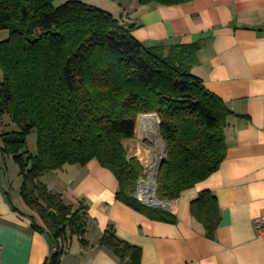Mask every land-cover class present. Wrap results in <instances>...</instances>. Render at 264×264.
<instances>
[{"label": "trees", "instance_id": "16d2710c", "mask_svg": "<svg viewBox=\"0 0 264 264\" xmlns=\"http://www.w3.org/2000/svg\"><path fill=\"white\" fill-rule=\"evenodd\" d=\"M54 1L0 0V32L8 33L0 42V122L14 127L0 133V154L18 165L19 194L44 225L32 227L49 238L45 264H59L74 236L84 246L88 242L86 206L51 193L40 180L43 173L96 160L118 180V201L172 221L166 210L134 197L144 171L137 158H128L124 143L134 138L139 115L156 114L161 122L166 157L156 176L160 201L178 199L218 171L231 115L192 74L194 46L148 47L122 17L77 0L59 7ZM136 1L172 6L191 0ZM33 133L35 155L27 144ZM192 213L213 239L220 223L216 198L201 193ZM100 244L120 254L135 250L111 229Z\"/></svg>", "mask_w": 264, "mask_h": 264}, {"label": "crops", "instance_id": "0c3cea01", "mask_svg": "<svg viewBox=\"0 0 264 264\" xmlns=\"http://www.w3.org/2000/svg\"><path fill=\"white\" fill-rule=\"evenodd\" d=\"M131 1H123L129 6L121 5L118 16L136 26L132 35L140 43L197 48L192 74L231 114L224 128L226 157L216 173L170 201L172 221L118 201V180L96 160L43 173L40 180L51 193L86 206L88 244L74 236L59 264H264V241L255 229V220L264 217V0L137 4L129 11ZM0 33V42L6 40L8 33ZM151 122L140 124L142 144L156 143L158 122ZM4 162L0 154V264H45L49 238L32 227L44 225L19 194L22 180L16 186L3 180ZM204 192L216 198L220 215L213 239L192 213ZM109 229L135 250L120 254L102 246Z\"/></svg>", "mask_w": 264, "mask_h": 264}, {"label": "rangeland", "instance_id": "374dc122", "mask_svg": "<svg viewBox=\"0 0 264 264\" xmlns=\"http://www.w3.org/2000/svg\"><path fill=\"white\" fill-rule=\"evenodd\" d=\"M68 1H73V0H55L53 2V4L55 7H59ZM77 1H81V2H84L86 4L95 6V7L99 8L100 10H103L105 12L112 14L115 17H119L118 14L120 13L119 11H120L121 5H123V7L125 6L126 8H128V6H129L125 2L123 3V1H119V0H77ZM131 2L132 3H131V7H130L129 11L131 10V8L132 9L135 8L136 5L138 4V2L136 0H133ZM125 11H126L125 16H126L127 10H125ZM122 20H123V18H122ZM126 20H128V19H126ZM0 35L4 36L3 33H0ZM154 115H156V114L139 115V117L137 119V123H136L135 136L132 139V141L129 142L127 147L125 146L127 154H128V158H137L139 163L142 165V168L144 171L143 175L137 180V183L140 179H142V180H148L149 179L151 181L152 178H155V173H156V176L158 173V170H157L158 163L163 161V158H161V157L164 156L165 145H164L162 140L159 143L160 147H158L157 143L148 142L146 144H144V143L142 144L141 141L139 140V136L142 134L144 135V133H143L144 129L142 130L140 128L141 117L142 116H154ZM156 119H157V122L160 121V119L158 117ZM10 129L12 130V129H14V127H12V128H11V126L8 127L7 121L5 119H3L0 122V133H3V132L8 131ZM157 130H158V133L160 135V125H159V129H157ZM36 143H37L36 134L33 133V134L29 135L27 138V144H28V150L32 155H35L37 152ZM0 146H1V139H0ZM156 150L160 154L161 153L162 154L160 156L159 161L156 163V165H154L151 168V170H149V166H150L149 157H150V155L152 156L153 152H155ZM143 154H144V156H143ZM142 156L144 158V162L142 160ZM165 157H166V152H165ZM4 158H5V162H4V165H2V167L4 166V172H2L1 176L3 177V175H4L3 180L8 181L9 184H11V186H12V184L16 186V184L19 183L21 180V177L18 175V171H19L18 165L12 160V158H10V157L9 158L4 157ZM156 198H157V196H156ZM166 202L170 203V201H166Z\"/></svg>", "mask_w": 264, "mask_h": 264}, {"label": "built area", "instance_id": "2783aa9c", "mask_svg": "<svg viewBox=\"0 0 264 264\" xmlns=\"http://www.w3.org/2000/svg\"><path fill=\"white\" fill-rule=\"evenodd\" d=\"M155 176H156V173H155ZM148 180L140 179L138 181L137 183L138 185H136L134 197L139 202H141L143 205L147 207L154 208V209L169 210L171 207V202L169 203L166 201H159L156 198L157 186H156L155 178H154L153 184H151L148 188L144 187V182ZM148 191H152L153 193L152 197L147 198L146 194H148ZM165 207H167V209ZM255 229L259 237L262 238L264 241V217H261L255 220ZM0 253H1V248H0Z\"/></svg>", "mask_w": 264, "mask_h": 264}, {"label": "bare ground", "instance_id": "6f19581e", "mask_svg": "<svg viewBox=\"0 0 264 264\" xmlns=\"http://www.w3.org/2000/svg\"><path fill=\"white\" fill-rule=\"evenodd\" d=\"M149 117H151V116H143V117H141V121H140V124H141V122L143 121L144 123H148V122H150V121H152L151 122V125H155L156 124V119H152V118H149ZM145 118V119H144ZM144 119V120H143ZM154 138L156 139V143H157V145H158V147H160L159 146V143L161 142V139H160V137L158 136V133H157V131H155V134H154ZM152 143H155V142H152ZM162 154V153H161ZM161 154L156 150L155 152H153V155L151 156L150 155V157H149V163H150V166H149V170H151V168L154 166V165H156V163L159 161V159H160V156H161ZM152 174V173H151ZM153 181H154V178H152V180L150 181H146V182H144V187L145 188H148L151 184H153ZM146 196H147V198L148 197H152L153 196V193H152V191H148V194H146Z\"/></svg>", "mask_w": 264, "mask_h": 264}, {"label": "water", "instance_id": "95a60500", "mask_svg": "<svg viewBox=\"0 0 264 264\" xmlns=\"http://www.w3.org/2000/svg\"><path fill=\"white\" fill-rule=\"evenodd\" d=\"M154 117H156L157 118V115H154ZM160 121L158 122V129H159V125H160ZM159 137H160V139H161V136L159 135ZM162 140V139H161ZM165 152H166V149H165V147H164V156L163 157H161V158H165ZM161 163H162V161L161 162H159L158 163V166H157V170L159 169V167H160V165H161ZM155 181H157V177L155 176ZM166 209H167V207H165Z\"/></svg>", "mask_w": 264, "mask_h": 264}]
</instances>
